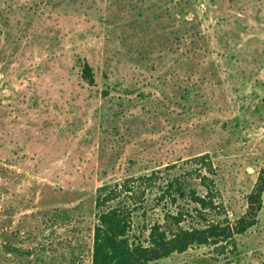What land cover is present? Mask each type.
I'll return each mask as SVG.
<instances>
[{
	"label": "rangeland",
	"instance_id": "rangeland-1",
	"mask_svg": "<svg viewBox=\"0 0 264 264\" xmlns=\"http://www.w3.org/2000/svg\"><path fill=\"white\" fill-rule=\"evenodd\" d=\"M112 1L0 0V264H91L109 207L143 245L246 210L264 167V0H184L206 40L189 60L204 75L194 80L177 63L183 45ZM200 154L214 175L194 164ZM203 176L218 190L209 209L190 197ZM257 219L148 264H264V192Z\"/></svg>",
	"mask_w": 264,
	"mask_h": 264
},
{
	"label": "trees",
	"instance_id": "trees-1",
	"mask_svg": "<svg viewBox=\"0 0 264 264\" xmlns=\"http://www.w3.org/2000/svg\"><path fill=\"white\" fill-rule=\"evenodd\" d=\"M127 14L134 17L140 23L146 19L154 18L159 24L160 31L164 36L163 41L174 40L176 46L183 45L179 50L180 59L177 63L180 68H187L188 72L184 73L186 80L197 79V75L203 77L199 64L194 68V62H190L196 55V50L200 48L194 44L196 40L205 43L206 40L199 30L195 31V26L187 19L189 11L183 13L184 0H128ZM146 1L148 3H146ZM122 4V0H113L111 5ZM168 3V4H167ZM170 4V5H169ZM166 5V6H165ZM112 7V8H113ZM111 8V9H112ZM114 10H111V13ZM172 15L173 22L176 23L174 30L167 27L164 19ZM114 23L117 22L114 14L108 15ZM145 19V20H146ZM178 22V23H177ZM204 39V40H203ZM81 76L88 84L94 83L93 68L88 62H84L81 70ZM180 80V74L178 76ZM184 88H179L180 90ZM187 91V90H186ZM207 156L204 154L194 157V164L204 167V171L209 175L213 174V169ZM203 173V172H201ZM201 174H199L200 176ZM204 177V176H203ZM202 185L204 187L203 195H196L194 191L190 195L191 201L202 209H209L215 206L214 199L218 190L215 188L213 178L204 177ZM127 193L132 192V188H125ZM264 192V167L258 173L255 184L246 196L247 206L244 214L239 217L230 226L209 225L206 228H178L175 231L155 230L150 233L149 244H132L127 237L129 224L118 207H109L107 210L98 214L97 224L93 232V247L91 264H148L151 260H156L168 256L173 251H183L193 243H206L211 237L231 238L234 234H242L257 222V213L262 207V194Z\"/></svg>",
	"mask_w": 264,
	"mask_h": 264
}]
</instances>
